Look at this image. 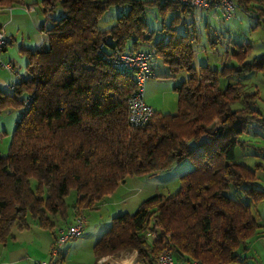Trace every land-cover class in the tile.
<instances>
[{"label":"trees","instance_id":"trees-1","mask_svg":"<svg viewBox=\"0 0 264 264\" xmlns=\"http://www.w3.org/2000/svg\"><path fill=\"white\" fill-rule=\"evenodd\" d=\"M238 1L264 14V1L250 8L249 0ZM17 2L0 0V6ZM41 4L43 41L35 48L20 47L28 59L25 70L8 89L0 87V110H22L9 151L0 156V246L13 230L28 229L34 221L53 233L54 247L56 221H69L71 190V209L80 216L97 209L127 176L153 175L189 158L192 167L179 175L175 192L152 194L133 212L112 217L93 243L95 264L122 249H136L135 263L155 264L164 247L190 264L237 261L246 240L263 226L251 210L264 200L256 176L262 164H244L235 149L243 159L254 154L250 148H261L242 136L253 123L264 126L256 106L259 92L249 91L244 81L255 72L264 75V52L247 59L249 43L231 42L219 65L196 67L197 35L189 28L193 21L184 20L193 9L175 1ZM113 6L128 9L100 29L99 18ZM153 6L162 15L160 29H149L145 20ZM143 43L150 45L155 64L160 59L167 66L168 77L183 69L188 76L173 86L175 113L154 111L146 124L133 127L127 100L134 81L110 59L115 48L139 50ZM230 187L233 196L225 193ZM154 226L160 235L149 241L146 233ZM65 257L60 251L47 264H64Z\"/></svg>","mask_w":264,"mask_h":264},{"label":"rangeland","instance_id":"rangeland-1","mask_svg":"<svg viewBox=\"0 0 264 264\" xmlns=\"http://www.w3.org/2000/svg\"><path fill=\"white\" fill-rule=\"evenodd\" d=\"M233 1L236 3L235 0ZM236 5L237 9L235 10L233 16L229 19L221 18L216 11L212 12L214 14L216 13L215 15L220 17L217 18V20L219 21L218 24L214 26H222L223 32L221 34L218 32L217 35H215L216 33L211 32L210 39H216L217 43L219 44L218 52L220 53H222L231 42H244L246 44L248 41H250L253 45V55L263 52L264 39H261V36L264 38V24H256L255 15L244 12L243 8L241 9L237 3ZM28 6H32L34 9L29 8ZM22 8L25 11L24 13L26 15L25 18L24 15L23 17L19 16V18H24L22 21H12L8 25H6L5 20L9 19V16L14 14L13 12H11L7 13L6 15L0 14V22L2 23V28H5V30L3 29L5 34L8 37L10 36L11 43H13L15 46L19 45L20 47H25L24 45L26 44L32 45L31 42L35 41L37 33L39 35V30L33 19L35 16H38L39 18L42 17V12L40 13L38 11L37 4H22ZM127 9V6H113L108 8L99 18L98 27L100 29H105L111 26L115 22L116 17L123 12H126ZM199 12L200 11H198L197 13ZM169 15L170 14H168L167 16ZM202 15H204L203 12ZM161 16L162 15L158 13L155 6L147 8L145 12V20L148 28L160 29L162 27ZM182 18L183 17H181V19ZM186 21H189L187 17ZM195 21L196 23H200L198 19H196ZM46 23L48 24V21ZM157 33L155 34L156 37L158 36ZM198 36L200 37L199 32ZM206 39L207 38H205V40L203 41V39L201 38V40H198L195 45L196 53L198 54V56H196L195 63L193 62V64L196 67L198 65V62L199 64H208L211 67L216 66L213 59L210 58L212 56L211 54H215L216 51L210 52V50L206 47ZM203 46H205L207 50L206 53L202 50ZM141 47L146 50H151L150 45L147 43H143ZM1 58L3 59L2 55ZM208 58L210 59V61H208ZM230 59L228 61H230ZM155 70L156 75L148 78L144 85V100L148 101L149 103H154L153 108L156 112L175 113L177 111L178 95L173 86L179 84L182 80L187 78V71L183 69L173 77H168L167 66L160 59L155 64ZM8 73V70L0 65L1 84H4L5 80L9 77ZM263 76L264 75L262 73L257 72L252 80L256 84L259 94L261 95L262 100L260 102V106L261 110L264 112ZM1 88L8 89L9 87L6 84L1 85ZM21 114V107H5L4 109L0 110V156H5L8 153L13 130L16 126L17 121L20 119ZM250 150L251 148L249 149V153L254 154L250 155L244 160L240 159L239 157L242 151H240L239 148H236L235 153L237 154V160H242L244 164L250 167H253L256 161L261 162L262 168L256 170L257 186L264 189V150L260 151L259 148H256L257 153L255 152V150L251 152ZM252 156L254 158H251ZM191 167V159L185 158L181 163L174 165L170 169L160 171L153 175L144 174L127 176L124 183L119 184L112 193L103 198L97 209L91 211L85 210L83 212V215L80 216H75L71 207H69V209H71V214L69 213V221L66 223L58 221L56 223L57 226L65 228L66 226L73 223L76 218L81 217L84 220V227L82 235L80 237L72 238L66 241L63 249L64 252L66 251L64 264H93L94 258L92 245L94 241L101 236L104 230H106L110 226L113 216L125 212H133L146 197L152 194H170L175 192L179 187V175L186 172ZM234 192L235 191L233 187L225 190V193L228 196L235 195ZM74 199L75 191L71 190L69 195L66 197L68 205L71 204ZM259 212L264 213V204L260 206ZM70 219H72V221H70ZM35 226L38 227L37 224H35ZM44 233L45 234L42 233L43 238L40 239L41 242H38L37 238L35 239V242H32V240L36 236L35 230L32 232L25 229L23 230V233L20 232V235H22V237L33 236V239L30 238L27 244L30 253L35 256L36 260L49 258L48 256L50 253L48 249L51 234L46 233V230L44 231ZM45 241H47L46 244ZM127 255L128 254L123 249L118 251L117 253V257H120L124 260ZM106 259L107 258H104V260ZM28 262H30V260H28ZM32 262L34 263L33 260Z\"/></svg>","mask_w":264,"mask_h":264},{"label":"crops","instance_id":"crops-1","mask_svg":"<svg viewBox=\"0 0 264 264\" xmlns=\"http://www.w3.org/2000/svg\"><path fill=\"white\" fill-rule=\"evenodd\" d=\"M235 1L241 9L243 8L244 12H247V13H250V14H253L256 16V24H264V14L263 13L261 14L257 11H254L253 8L247 10V8L245 6H243L238 0H235ZM260 1H264V0H249L248 8L252 7V5L260 4L261 3ZM26 3L37 4L38 5V11L40 13L42 12L41 0H19V2L15 3L12 6H4V7L0 6V14L1 15H6L7 13H11V12L14 13L13 15L9 16V19L5 20L6 25H8L12 21H15V22L16 21H22L26 17V15L24 13L25 11L22 8V4H26ZM260 5H262V4H260ZM198 11H200V12L197 13ZM213 11H216V10H214L212 8H210V9H198L197 8V9H193V13L191 15L186 16V17L189 19V21H193L191 23V25L189 26V28H191V27L195 28V33L197 35V42H198V40H201V38L203 39V41L205 40V38H207L205 41L206 47L210 50V52L216 51L215 54H211L212 56L210 58L213 59L215 65H219L222 62L221 57H223L226 54V52H224L225 50L222 53L218 52L219 44L218 43H215V44L210 43L211 40L212 41L216 40L215 38L210 39L211 32L216 33L215 35H217L218 32L220 34L223 32L222 26H219V27L214 26V25L218 24L219 21L217 20V18H220L221 16L219 15L218 11H216V12L218 13V15L220 17L215 15L216 13L215 14L212 13ZM202 12L204 13V15H202ZM23 15H24V18H19V16L23 17ZM186 17L184 20H186ZM179 18H181V17H179ZM196 19H198L200 21V23H196V21H195ZM223 19H225V18H223ZM33 20L37 25V28L39 30V35L37 33L35 41L31 42L32 45L31 44L24 45L26 48L27 47L28 48L38 47L43 41V33L41 32V25L44 23L43 12H42V17L39 18L38 16H35ZM0 24L2 25L1 22H0ZM3 29L5 30V28H3ZM198 32L200 34V37L198 36ZM6 37H7V44L2 51L3 59H5L6 61L8 60V61L14 62L19 67V72L23 73L25 70V67L28 63V59H27L26 55H24L20 51V46L19 45L15 46L13 43H11L10 36L8 37L6 35ZM213 37H215V36H213ZM261 39H264V38L261 36ZM249 40H250V36H249ZM196 43L193 45V48L195 50V56H198V54L196 53V49H195ZM247 43H249V45H250L249 46V54L247 56V59H251L252 56H254L252 54L253 45L250 41H248ZM21 46H23V45H21ZM227 48H228L227 50H229V48H231V44H229ZM202 50L205 53L207 51L205 46L202 47ZM200 54H202V53H200ZM255 55H257V54H255ZM196 61H197V59H196ZM208 61H210L209 58H208ZM230 61H232V58L230 59ZM198 64H199V62H198ZM256 73L257 72L252 73V75L249 78L244 79V81L246 83V87L249 91H254L257 89L256 84L252 80L255 77ZM8 74H9V77L5 80V83L1 84V82H0V87H1V85H6V84L8 86L10 81L13 80L11 73L9 72ZM261 100H262V98H261V95L259 94V97L256 100L257 101L256 106L260 110H261V106H260ZM145 102L153 108L154 103H149L148 101H145ZM154 111H155V109H154ZM261 112L264 114V112L262 110H261ZM242 138L250 140V142H253L254 144L260 146L261 147V148H259L260 151L264 150L263 149L264 148V126H259L255 123L251 124V126L249 128V133L243 135ZM255 152H257V151L255 150ZM249 156L250 155L244 156L243 159L245 160ZM255 156H256V154H255ZM251 158H254V157L252 156ZM120 184H122V183H120ZM72 203L69 204V207H71ZM262 204H264V200L261 201L256 207H251V210H252V214L255 216V218L258 221H260L263 224V226L260 227L251 237H249L246 240L245 249H243V251H241L239 259L237 261L228 262L225 264H264V213L259 212V208ZM98 207H99V205H98ZM69 213L71 214V209H69ZM70 221H72V219H70ZM33 222L32 221L30 222L31 225L27 229V231L33 232L35 230V235H36L35 238L33 239V236L22 237V235H20V232L23 233V231L13 230L12 239L9 238L2 246H0V264H40L41 262H48V260L52 257L53 233L48 231V230H46V233L51 234V237H50L51 239L49 241V249H48L49 253H50L48 256L49 258L48 259L43 258L41 260H36L35 256L32 253H30V251L28 249V244H27L28 240H30V238H31V239H33L32 242H35V239L37 238L38 242H41L40 239L43 238L42 233L45 234L44 233L45 229H42L39 226L36 227L35 226L36 223H33ZM57 222L58 221H56V223ZM36 228H39V229H36ZM59 228H61V226H57V224H56L55 229L58 230ZM46 243H47V241H45V244ZM117 253L103 256L101 259H99L96 262V264L99 263V261H103L104 258H107L106 260L103 261L104 263L123 264L125 260L121 259L120 257H117ZM93 258H94L93 264H95L94 254H93ZM28 260H30V262H28ZM32 260L34 261V263L32 262ZM177 261H178V264H190L189 262H187L183 258L180 260H177ZM136 264H140V263H136Z\"/></svg>","mask_w":264,"mask_h":264},{"label":"built area","instance_id":"built-area-1","mask_svg":"<svg viewBox=\"0 0 264 264\" xmlns=\"http://www.w3.org/2000/svg\"><path fill=\"white\" fill-rule=\"evenodd\" d=\"M167 1V0H158ZM179 4L188 6L192 9H214L218 11L222 18H230L233 16L237 5L233 0H170ZM33 8L32 6H28ZM34 9V8H33ZM7 44V37L3 30L0 28V65L8 70L13 78L20 76L19 67L12 61H6L1 58L2 51ZM155 56L149 50H121L114 49L113 56L110 59L115 66L122 68L131 75L134 81V88L127 100V118L128 122L133 127H141L146 124L154 114V109L144 101V85L148 78L154 75ZM152 225V224H151ZM84 227V220L79 217L73 223L65 228L57 230V236L52 248V257L63 251L66 241L72 238H77L82 235ZM160 235V228L154 226L147 233L146 237L149 241ZM128 254L125 257L123 264H136L137 257L136 249H125ZM40 264H47L41 262ZM109 264V263H105ZM155 264H178L171 249L164 247L158 253Z\"/></svg>","mask_w":264,"mask_h":264},{"label":"water","instance_id":"water-1","mask_svg":"<svg viewBox=\"0 0 264 264\" xmlns=\"http://www.w3.org/2000/svg\"><path fill=\"white\" fill-rule=\"evenodd\" d=\"M100 264H104V262L103 261H100Z\"/></svg>","mask_w":264,"mask_h":264}]
</instances>
